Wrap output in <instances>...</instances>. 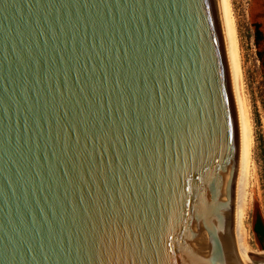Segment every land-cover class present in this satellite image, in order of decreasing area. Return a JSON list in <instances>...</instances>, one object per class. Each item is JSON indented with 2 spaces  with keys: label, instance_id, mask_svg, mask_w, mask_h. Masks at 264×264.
Instances as JSON below:
<instances>
[{
  "label": "water",
  "instance_id": "obj_1",
  "mask_svg": "<svg viewBox=\"0 0 264 264\" xmlns=\"http://www.w3.org/2000/svg\"><path fill=\"white\" fill-rule=\"evenodd\" d=\"M236 174L223 0H0V264H237Z\"/></svg>",
  "mask_w": 264,
  "mask_h": 264
},
{
  "label": "rangeland",
  "instance_id": "obj_2",
  "mask_svg": "<svg viewBox=\"0 0 264 264\" xmlns=\"http://www.w3.org/2000/svg\"><path fill=\"white\" fill-rule=\"evenodd\" d=\"M229 2L236 27L244 94L251 121L253 170H250L248 185L251 205L245 214L244 226L248 236L249 252L264 254V241L259 242L252 230L257 219L264 226V66L260 62L262 49L256 38V33H260L261 30L260 26L251 20L250 0Z\"/></svg>",
  "mask_w": 264,
  "mask_h": 264
},
{
  "label": "bare ground",
  "instance_id": "obj_3",
  "mask_svg": "<svg viewBox=\"0 0 264 264\" xmlns=\"http://www.w3.org/2000/svg\"><path fill=\"white\" fill-rule=\"evenodd\" d=\"M223 1L226 14V27L234 102L235 136L237 145L235 198L233 212L229 222V232L233 241L237 264H248L247 257L249 254L253 253L249 252V243L247 242L248 236L244 226V219L245 214L251 205L249 202L250 196L248 193L249 178L251 177L250 170H253V164L251 160V121L249 117L247 100L244 94L241 69L242 64L240 61L236 27L231 14L229 0ZM263 10L264 0H253L251 20L254 23L260 25V30L264 35ZM262 48L264 49V45ZM257 255L264 256V254Z\"/></svg>",
  "mask_w": 264,
  "mask_h": 264
},
{
  "label": "flooded vegetation",
  "instance_id": "obj_4",
  "mask_svg": "<svg viewBox=\"0 0 264 264\" xmlns=\"http://www.w3.org/2000/svg\"><path fill=\"white\" fill-rule=\"evenodd\" d=\"M251 1V5L250 6H252V4H253V0H250ZM263 16H264V10H263ZM257 24V23H256ZM259 25V24H258ZM260 26V25H259ZM256 38H257V42H258V45L260 44V46H261V52H260V62L262 63V65L264 66V49L262 48L263 47V45H264V35H263V33L262 32H257L256 33ZM257 240L259 241V242H262V240H260L259 238H257Z\"/></svg>",
  "mask_w": 264,
  "mask_h": 264
},
{
  "label": "trees",
  "instance_id": "obj_5",
  "mask_svg": "<svg viewBox=\"0 0 264 264\" xmlns=\"http://www.w3.org/2000/svg\"><path fill=\"white\" fill-rule=\"evenodd\" d=\"M252 230L257 238L264 241V226L259 219L255 221Z\"/></svg>",
  "mask_w": 264,
  "mask_h": 264
}]
</instances>
